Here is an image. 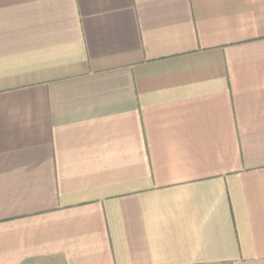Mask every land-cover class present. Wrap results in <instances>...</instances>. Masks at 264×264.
I'll return each mask as SVG.
<instances>
[{
    "label": "crops",
    "instance_id": "1",
    "mask_svg": "<svg viewBox=\"0 0 264 264\" xmlns=\"http://www.w3.org/2000/svg\"><path fill=\"white\" fill-rule=\"evenodd\" d=\"M0 264H264V0H0Z\"/></svg>",
    "mask_w": 264,
    "mask_h": 264
}]
</instances>
